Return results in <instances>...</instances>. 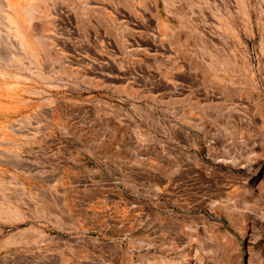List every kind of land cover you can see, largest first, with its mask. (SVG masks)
<instances>
[{"label":"rangeland","instance_id":"374dc122","mask_svg":"<svg viewBox=\"0 0 264 264\" xmlns=\"http://www.w3.org/2000/svg\"><path fill=\"white\" fill-rule=\"evenodd\" d=\"M8 1L0 264H264V0Z\"/></svg>","mask_w":264,"mask_h":264},{"label":"bare ground","instance_id":"6f19581e","mask_svg":"<svg viewBox=\"0 0 264 264\" xmlns=\"http://www.w3.org/2000/svg\"><path fill=\"white\" fill-rule=\"evenodd\" d=\"M12 3L13 2L10 1L7 2L8 7L10 8L9 12L0 10V13L3 15L2 21L6 26L9 27L12 34L18 40L26 39L27 42L25 41V44L20 41L21 47L27 46L33 49V43L30 39V30L31 22L34 19L35 14L30 9L23 7L20 3L14 5ZM18 211L19 210L17 208L5 207L0 205V213H13L11 215H18Z\"/></svg>","mask_w":264,"mask_h":264}]
</instances>
